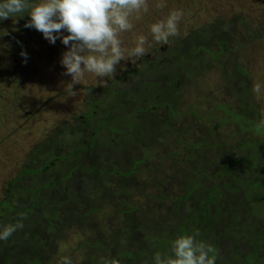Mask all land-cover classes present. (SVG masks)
<instances>
[{"label":"trees","instance_id":"trees-1","mask_svg":"<svg viewBox=\"0 0 264 264\" xmlns=\"http://www.w3.org/2000/svg\"><path fill=\"white\" fill-rule=\"evenodd\" d=\"M28 17L20 19L26 23ZM8 20L0 21V26ZM250 21L236 13L180 33L171 46L145 55L137 71H132L135 65L123 71L119 84L111 82L105 94L92 89L87 113L76 118L79 126L88 128L87 134L73 125L71 145L65 132H53L44 143H35L21 158V173L12 181L18 193L10 191L0 203V223L22 219L24 227L0 241V264H49L64 238L60 233L82 219L86 222L82 228L90 235L83 245L113 253L88 255V264H99L100 257L119 264L122 257L134 263L150 261L157 251L170 253V241L182 232H198L207 241L209 231L216 264H264V123L251 88L253 75L239 55L242 47L264 39V30ZM208 75L216 77L215 88L198 103H190ZM113 135L121 140L116 148L109 145ZM232 139L239 142V150L251 154L235 158L229 151ZM8 142L15 151L14 140ZM159 148L154 154L157 162L150 151ZM108 157L132 163V173L113 170L118 187L108 179L104 165ZM249 161L252 168L263 166L259 181L249 177ZM138 167L160 170L164 180L136 176L129 180ZM168 182L182 195L173 196ZM149 188L161 201L153 215L133 198L136 191L148 197ZM18 200L26 204L24 208L16 205ZM191 201L196 202L195 209L184 216L181 206ZM104 206L110 210L107 223L91 220ZM178 219L183 224H176L179 230L174 235V227L167 223ZM245 245L251 249L248 255L241 250ZM133 247L140 250L134 253Z\"/></svg>","mask_w":264,"mask_h":264},{"label":"rangeland","instance_id":"rangeland-1","mask_svg":"<svg viewBox=\"0 0 264 264\" xmlns=\"http://www.w3.org/2000/svg\"><path fill=\"white\" fill-rule=\"evenodd\" d=\"M176 8L182 9L184 13L180 22V33L186 34L191 29L193 30L205 23L218 18L228 19L236 13L241 14L242 17L246 16L248 19L250 18V22H253L254 26H259L264 30V0H148V11L141 13L139 16L133 15L132 23L134 28L131 31L120 34L124 45L132 47L135 37L143 33L148 36L150 41L146 45L149 52H153L155 48L171 46L173 37L170 38L168 45L161 46L160 44L151 42L149 28L152 23L164 18L170 9ZM29 19L30 17L27 20ZM25 24L20 18L15 20L9 18L6 23L0 26V132H2L0 134V203L9 197L10 191H12V194L18 193L15 187L13 189L12 181L21 173L20 162L23 160L21 158L28 156V152L31 148H34L35 143H44L53 132L60 134L61 132H65V134H69L68 136L71 137L69 138L71 145L74 142L71 134V132L75 131V128L72 127L73 125L79 127V132L87 134L88 128L84 130V128L79 126L76 123V118L87 113V108L89 107L86 103H88L89 99L93 100L90 95L95 92L92 89L103 95L105 94L104 90L110 88L111 82L119 84L118 81L122 77L123 71H130L134 65L136 68L132 71H137L139 68L137 66L139 61L133 64L130 60H122L121 64L116 67L115 79L109 80L106 85H103L99 84L100 81H98L94 74L88 73L82 84L74 86L75 92L73 93L70 91V86L68 85L71 82V76L65 75V69L60 63L66 46L60 40H57L54 45L49 43L40 31L35 28H27ZM22 51L27 52L28 56L26 59L21 55ZM239 55L253 75L251 88L253 89L255 102L261 108L262 120L264 121V39L254 40L242 47ZM129 81L130 77L127 79V82ZM201 81L203 86L189 99L190 103H198L201 96L215 88L216 77L214 75L204 76ZM257 86H260L259 92L255 91ZM117 91L118 89L116 88L115 92ZM112 95L110 93L107 96L111 99ZM88 127L93 128L91 125H88ZM261 138V136H257V139ZM10 139L15 142V151H13L15 148L11 150V147H8V140ZM118 139L119 136L113 135L109 140V145L116 148L121 144V140ZM76 142L80 143V140L76 139ZM228 143L230 146L229 151L233 153L235 158H243L251 154L248 150L241 151L237 148L239 146L237 139H232ZM160 150L161 148L151 150L150 155L155 157L154 154ZM154 160L158 162L160 159L155 157ZM131 164L124 163L121 158L118 159L117 157H113V159L109 157L105 158L104 165L109 170L108 179L112 182L113 186L118 187L120 185L119 179H114L113 170L132 173ZM250 164L251 161L246 164L247 169L252 168ZM138 169L133 173L132 177H129V180L135 176L138 180L146 177H152L155 182L164 180V176L160 170L158 172H148L145 169H140V167ZM262 169L263 166L252 168L248 171L249 177L259 181ZM146 180L140 182L144 183ZM168 186L174 189L173 196L182 195L180 190L171 183ZM29 189L32 190L31 188ZM13 190H15V193H13ZM150 190L151 188L147 191ZM62 194L64 192L58 193L60 196ZM140 194L139 191L133 193L135 202H139L141 208L148 210L150 214H155V206L159 207V203H161V201L157 200L158 192L153 189L148 193V197H140ZM13 198L14 195L12 200ZM170 203L172 202L170 201ZM173 204L175 203L173 202ZM16 205L24 208L26 204L18 200ZM195 206L196 202L194 201L186 202L185 206H181L184 216L189 211L194 210ZM167 208H170V204L167 205ZM107 209L105 206L102 207L98 212L93 213L90 219H100L102 223H107L105 217L110 213V210ZM176 216H178V213H173L172 217ZM81 217H84L83 214ZM134 218H137V216H134ZM36 223L38 222L36 221ZM178 223L182 225V219L167 223L168 226L174 227V235L179 230V226L176 225ZM84 224L86 222L82 219L73 229L60 233L64 238L61 239L56 251L49 258V264H56V261L64 255L72 257L74 264H88L86 262L88 255L105 252L100 249H96V251L90 250L87 245H83L90 238L88 231L82 228ZM114 225L110 226L116 227ZM31 226L33 227V225ZM202 228L206 230V227ZM25 229H27V226H25ZM190 230L194 231L195 229L191 227ZM199 238H202L200 233ZM213 241L209 231L207 242L212 244ZM130 250L137 253L140 249L133 247ZM241 250L245 251L246 255L251 252V249L246 247V245ZM110 252L107 251L105 253L111 256L113 253ZM122 258L123 260L120 261V264L152 263V259L149 261V258L137 259V263H134L129 257ZM224 258H227L226 254Z\"/></svg>","mask_w":264,"mask_h":264},{"label":"clouds","instance_id":"clouds-1","mask_svg":"<svg viewBox=\"0 0 264 264\" xmlns=\"http://www.w3.org/2000/svg\"><path fill=\"white\" fill-rule=\"evenodd\" d=\"M148 11V0H0V21L29 16L25 27L35 28L51 44L60 40L66 46L60 60L65 75L71 76L70 91L82 84L86 74H94L99 84L115 79L121 61L133 64L149 53V38L141 33L134 45L126 47L120 34L134 28L132 17ZM182 9H170L167 15L150 25L151 42L168 45L171 37L180 35ZM67 33V34H65ZM22 56L28 54L22 51ZM255 91H260L257 86ZM264 123V121H262ZM22 219L0 223V241H7L18 229ZM170 253L157 251L152 264H216L214 246L199 238V233L182 232L170 241ZM56 264H74L64 255ZM99 264H119L114 258L100 257Z\"/></svg>","mask_w":264,"mask_h":264}]
</instances>
